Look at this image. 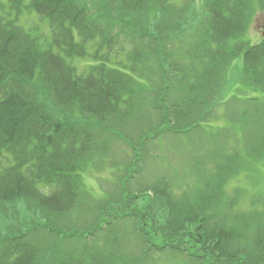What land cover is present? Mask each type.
<instances>
[{"label":"trees","instance_id":"1","mask_svg":"<svg viewBox=\"0 0 264 264\" xmlns=\"http://www.w3.org/2000/svg\"><path fill=\"white\" fill-rule=\"evenodd\" d=\"M101 1L97 12L87 0H0L1 221V209L19 204L33 205L44 218L74 210L82 173L92 154L105 149L108 128L137 119L146 100L159 114V125L151 130L156 139L206 123L213 128L231 86L221 82L224 74L264 98V38L259 43L247 38L252 20L264 16V0H205L199 17L193 0ZM24 16L36 20L27 24ZM192 27L198 41L178 67L165 58L159 36L166 30L168 40L179 39ZM123 30L142 43L120 60L123 52L113 51ZM82 61L87 63L77 65ZM151 61L159 69L156 78L152 74L154 85L146 82ZM230 66L237 76H230ZM262 104V110L253 105L242 114L255 113L251 123L262 132L261 138L250 135V149H214L212 161L196 159L187 187L179 174L161 176L150 191L132 194L129 180L113 211L102 212L90 230L67 237L88 242L114 222L130 219L147 257L170 252L187 264H264V194L247 200L240 184L264 161ZM142 142L144 149L147 138ZM36 230L0 236V264L134 262H113L98 253L41 251Z\"/></svg>","mask_w":264,"mask_h":264},{"label":"rangeland","instance_id":"2","mask_svg":"<svg viewBox=\"0 0 264 264\" xmlns=\"http://www.w3.org/2000/svg\"><path fill=\"white\" fill-rule=\"evenodd\" d=\"M87 1L94 11L102 10L99 7L101 0ZM193 3V12L198 17L201 16L204 13L205 0H193ZM110 12L113 16L118 15L111 9ZM32 20L36 19L28 16L22 18V21L27 24H30ZM184 22V20L181 21V23ZM165 33L166 30H162L159 36L162 39L165 58L178 67L183 66L185 62L183 58L190 50L191 45L198 41L193 27L179 39L170 36L171 39L168 40V35ZM247 38L251 43H259L264 38V16L258 14L252 20ZM147 41L145 39L143 45H146ZM141 43L123 30L119 38V45L115 47L113 53L115 54L117 50L120 53L123 52L120 58L122 60L124 51L129 52L131 46ZM152 47L156 49V43ZM152 59L154 60V58ZM86 63L82 61L77 65L83 67ZM149 69L146 76L148 78L149 75L151 78L146 79V82L151 80L154 85L152 74H155L156 78L159 69L154 66V61L150 62ZM229 71L232 72L230 76L238 74V70L233 66H230ZM221 82L224 85L231 83V86L227 87L224 92L222 98L224 104L218 110L221 119L213 123V128L212 126L208 128V123H206L202 128H194L188 133L177 136L162 134L155 139L154 135L151 136L153 134L151 130L158 127L159 114L151 109V101L146 100L144 107L139 110L137 119L128 123L114 122L108 128V132L105 133L107 137L103 138L106 143L105 149L92 154L82 173V193L74 210L66 214L45 213L46 217L44 218L40 214H35L33 205L23 207L19 204L12 209L8 206L6 209H1L4 212L2 221L0 219V236L15 235V233L37 227L34 237L41 251L44 249L49 252L54 248L66 252L84 253L86 256H89L90 253H98L113 262L134 260L133 264H187L184 258L170 252L163 255L152 253L149 257L145 256L144 244L141 237L138 236L135 222L130 219L114 222L113 227L103 233H98L93 240L88 242L67 236L74 232L90 230L102 212L113 211L112 209L118 205L116 202L120 201L123 196L120 195L122 184L125 185L129 180H132L130 183L132 194L143 195L150 191L151 182L161 176L171 177L179 174L180 180L186 186L193 177L190 171L196 169V159L199 158L203 163L212 161L214 149L221 153L225 151L229 153L242 152L250 149L253 144L250 135L261 138L262 132L260 127L251 123L254 121L255 113L245 116L242 114L253 105L254 108L262 110L264 98L261 94L252 93V91L231 82L229 75L224 74ZM255 98L258 100L255 101ZM145 138H147V144L143 149L142 141ZM153 139L155 140L152 141ZM184 150L187 151L186 154H182ZM142 159H144V164L141 165ZM258 173L252 172L251 178L246 176L240 179V184L245 188L247 200L258 198L264 194V161L260 163ZM260 191L262 193L258 194ZM243 207L245 210L249 209L246 204ZM111 214L107 212L108 217ZM40 220L46 224V228H43L41 222L39 223ZM5 224L7 227H4ZM37 224L39 226H36Z\"/></svg>","mask_w":264,"mask_h":264}]
</instances>
